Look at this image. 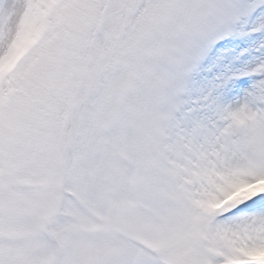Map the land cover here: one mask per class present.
I'll return each instance as SVG.
<instances>
[{
    "label": "snow or ice",
    "instance_id": "1",
    "mask_svg": "<svg viewBox=\"0 0 264 264\" xmlns=\"http://www.w3.org/2000/svg\"><path fill=\"white\" fill-rule=\"evenodd\" d=\"M0 264H264V0H0Z\"/></svg>",
    "mask_w": 264,
    "mask_h": 264
}]
</instances>
